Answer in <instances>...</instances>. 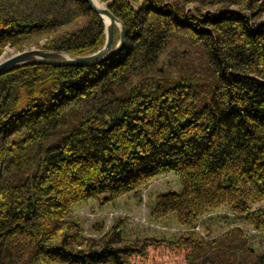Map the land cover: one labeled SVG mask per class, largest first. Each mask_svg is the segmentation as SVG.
I'll return each instance as SVG.
<instances>
[{"label":"trees","instance_id":"obj_1","mask_svg":"<svg viewBox=\"0 0 264 264\" xmlns=\"http://www.w3.org/2000/svg\"><path fill=\"white\" fill-rule=\"evenodd\" d=\"M101 1L126 27L113 57L0 76V264H135L159 245L188 264H264L240 225L127 239L117 221L97 239L68 218L173 172L182 190L159 194L154 218L194 227L226 207L264 231V0ZM105 39L85 0H0V53L84 55Z\"/></svg>","mask_w":264,"mask_h":264},{"label":"rangeland","instance_id":"obj_2","mask_svg":"<svg viewBox=\"0 0 264 264\" xmlns=\"http://www.w3.org/2000/svg\"><path fill=\"white\" fill-rule=\"evenodd\" d=\"M31 48L41 47L31 45L20 50L7 45L0 53V61L19 51ZM181 190L182 185L175 173L160 174L137 192H129L106 204H101L100 200L96 198L80 202L72 207L68 218L81 225L83 236L97 239H100L117 221L121 223L123 236L127 239L171 240L189 230H196L208 239L234 225H240L248 234L255 249L259 253L264 251V231H257L243 224L239 217L226 207L202 216L194 227L180 224L176 213H170L162 218L152 216V207L159 194L169 191L180 192ZM263 206L264 202L255 204L254 208ZM133 261L135 264H188L185 259V250L172 248L168 245L152 246L148 250V256L136 255L133 257Z\"/></svg>","mask_w":264,"mask_h":264},{"label":"water","instance_id":"obj_3","mask_svg":"<svg viewBox=\"0 0 264 264\" xmlns=\"http://www.w3.org/2000/svg\"><path fill=\"white\" fill-rule=\"evenodd\" d=\"M89 7L97 12L105 24L106 39L101 48L84 55H75L62 50H46L44 48H31L19 51L0 61V76L5 72L29 63H47L55 66H91L99 64L117 54L124 46L126 40V27L124 23L110 10L109 6L98 0H85ZM108 22L106 21V18ZM120 36L115 44L116 28Z\"/></svg>","mask_w":264,"mask_h":264},{"label":"bare ground","instance_id":"obj_4","mask_svg":"<svg viewBox=\"0 0 264 264\" xmlns=\"http://www.w3.org/2000/svg\"><path fill=\"white\" fill-rule=\"evenodd\" d=\"M96 2H99L98 0H95ZM106 18V21L108 22V19H107V17H105Z\"/></svg>","mask_w":264,"mask_h":264}]
</instances>
